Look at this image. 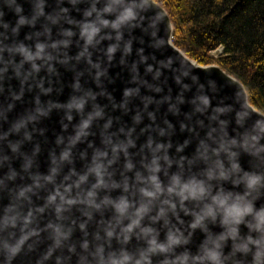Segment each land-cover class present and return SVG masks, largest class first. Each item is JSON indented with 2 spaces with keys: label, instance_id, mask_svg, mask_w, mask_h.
<instances>
[{
  "label": "water",
  "instance_id": "1",
  "mask_svg": "<svg viewBox=\"0 0 264 264\" xmlns=\"http://www.w3.org/2000/svg\"><path fill=\"white\" fill-rule=\"evenodd\" d=\"M152 175L155 198L141 192L155 191ZM56 192L77 202L58 213ZM218 200L252 213L225 223ZM262 218L264 114L236 78L174 46L158 3L0 0V264H97V249L197 264L213 244L222 264H252L248 240L264 235ZM57 230L66 239L54 247ZM22 234L9 261L5 246ZM169 236L178 242L168 251H149Z\"/></svg>",
  "mask_w": 264,
  "mask_h": 264
},
{
  "label": "trees",
  "instance_id": "2",
  "mask_svg": "<svg viewBox=\"0 0 264 264\" xmlns=\"http://www.w3.org/2000/svg\"><path fill=\"white\" fill-rule=\"evenodd\" d=\"M154 1L170 18L174 46L236 78L264 114V0Z\"/></svg>",
  "mask_w": 264,
  "mask_h": 264
},
{
  "label": "clouds",
  "instance_id": "3",
  "mask_svg": "<svg viewBox=\"0 0 264 264\" xmlns=\"http://www.w3.org/2000/svg\"><path fill=\"white\" fill-rule=\"evenodd\" d=\"M132 16V10L131 8H128L125 10L124 17L122 18H131ZM95 31V29H93ZM43 51V46L38 45V52ZM32 57L29 56V59ZM128 168H131V165H127ZM158 166H156L155 160L153 161V167L151 169L152 172L158 171ZM92 171L95 172L97 176V185H100L103 183L102 180V166L97 164ZM86 177L82 176L79 178V181H77V186H79V183H82ZM150 180L152 184L155 186V191H147L145 189H141V192L143 193L144 196L149 197V198H155L162 190L160 188L159 183L157 182V178L155 175H152L150 177ZM258 177H251L249 178L248 181V187L251 188L254 186V184L257 182ZM175 190V187H170L168 189L169 192H173ZM186 188H180V194L183 196V193L186 191ZM69 191V189H65V192ZM93 193L89 192L88 196L91 197ZM57 196H60L61 204L57 205L56 211L59 213L62 211L63 206L65 204L71 205L76 203V200L73 199H65L64 195H62L59 192H56L55 194L49 196L48 202L53 203L56 201ZM90 202V201H89ZM221 208L224 209V222L228 223L230 220L234 221L235 223H240L242 217L245 215H249L252 213V208L251 205L247 206H241L240 204H232L228 205L224 200H218L216 201ZM117 211L123 214L125 212V209L128 207L127 203L124 202L123 200L116 206ZM145 209L141 207L136 215L139 216ZM163 210H161L162 212ZM211 212V209H209V213ZM264 219V218H262ZM29 221L27 218L25 219V223H28ZM6 224L15 227V217L6 220ZM138 226V220H133L127 228L124 229V232H131L133 227ZM83 227V225H81ZM233 233H235V229L232 230ZM261 231L264 232V226L261 227ZM112 232L109 231L107 235L109 237L112 236ZM28 239L27 234H22L21 237L16 241V243L8 247L7 245L5 246V250L7 253V259L10 261L13 257H15L21 250L22 246L24 245L25 241ZM61 239H66V234L61 233L59 230H57L55 239H54V247H59L60 246V241ZM125 239L127 237L125 236ZM169 244L168 245H163V244H157L155 239L149 241V251L154 252V251H160V252H166L168 251V247L171 244H175L178 241L175 240L173 237L169 236L168 238ZM248 244H252L255 246L256 250L255 252L252 253V264H264V235L261 236L259 240H253L251 237L248 240ZM248 244H245L242 246L241 250L244 251L245 253H248L251 251L249 249ZM85 248H87V245H84ZM218 245L213 244V246L209 249H207L204 253L203 256L197 258V264H203V262L206 260L208 264H222L221 258H220V253L217 250ZM71 251V248L69 249ZM102 249H97V264H148L146 256H141L140 259H137L135 261L132 260V257L129 256L128 254L122 253L120 257H115L114 255H109L107 258H105L102 254Z\"/></svg>",
  "mask_w": 264,
  "mask_h": 264
},
{
  "label": "rangeland",
  "instance_id": "4",
  "mask_svg": "<svg viewBox=\"0 0 264 264\" xmlns=\"http://www.w3.org/2000/svg\"><path fill=\"white\" fill-rule=\"evenodd\" d=\"M214 53H211V55H213Z\"/></svg>",
  "mask_w": 264,
  "mask_h": 264
}]
</instances>
